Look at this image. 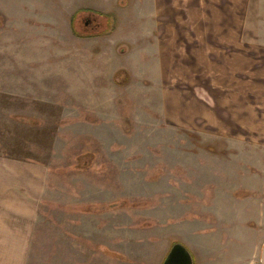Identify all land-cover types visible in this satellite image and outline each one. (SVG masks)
Wrapping results in <instances>:
<instances>
[{"label":"rangeland","instance_id":"374dc122","mask_svg":"<svg viewBox=\"0 0 264 264\" xmlns=\"http://www.w3.org/2000/svg\"><path fill=\"white\" fill-rule=\"evenodd\" d=\"M0 223V264H264V0H0Z\"/></svg>","mask_w":264,"mask_h":264},{"label":"water","instance_id":"95a60500","mask_svg":"<svg viewBox=\"0 0 264 264\" xmlns=\"http://www.w3.org/2000/svg\"><path fill=\"white\" fill-rule=\"evenodd\" d=\"M262 261L264 263V248L262 252ZM164 264H194V258L191 251L184 244L176 243L167 256Z\"/></svg>","mask_w":264,"mask_h":264},{"label":"crops","instance_id":"0c3cea01","mask_svg":"<svg viewBox=\"0 0 264 264\" xmlns=\"http://www.w3.org/2000/svg\"><path fill=\"white\" fill-rule=\"evenodd\" d=\"M33 199V198H32ZM21 202H23V204H22V206L20 207L19 206V209H18V207H16L15 209H18V211L16 210V216L17 217H20L19 216V214L18 213H24V214H22L23 216L22 217H30V216H32L31 215V213H34V209L33 208H31V206H30V200L29 201H27L26 200V202H28L27 204H26V202L25 201H23V200H20ZM20 202V203H21ZM20 203H18V204H20ZM5 205H10V202H8L7 204H4L3 206L4 207H6ZM21 218V217H20ZM6 224H4V223H0V226H3V229L1 228L0 229V231L1 232H4V226H5ZM14 230V229H13ZM6 233H8L7 231H6ZM11 241V240H10ZM18 242H20V241H18ZM14 243H17L16 241L14 242ZM192 245L191 244H189L188 245V247L190 248V249H192V247H191ZM263 248H264V246H263ZM262 252H263V250H262ZM261 259H262V254H261ZM263 262V261H262Z\"/></svg>","mask_w":264,"mask_h":264}]
</instances>
